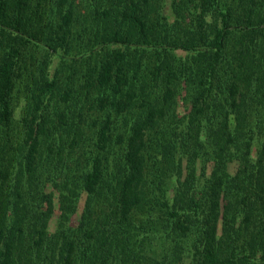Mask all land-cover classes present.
<instances>
[{
    "label": "trees",
    "instance_id": "1",
    "mask_svg": "<svg viewBox=\"0 0 264 264\" xmlns=\"http://www.w3.org/2000/svg\"><path fill=\"white\" fill-rule=\"evenodd\" d=\"M62 1L67 5L61 11V35L57 38L62 47H66L76 0ZM107 1L114 5L110 6L118 14L117 21L126 22L150 44L140 18L139 1ZM120 2H125L124 8L118 4ZM27 3V0H0V36L4 33L11 36L20 31L21 12ZM200 9L203 15L216 12L220 24L214 28L211 37L205 33L200 35L208 59L199 75L202 90L195 98V104L200 108L198 112L202 113V109L205 114L194 120L197 124L193 141L195 147L211 156L209 161L214 166L216 158L219 159L218 173L213 171L210 179L203 184L196 181L193 172L183 179L178 176L170 204L162 188L167 181L165 171L168 173L171 170L167 158L164 173L157 174L151 183H146L150 185L148 187L144 179L145 163L151 159L149 150L153 149V143H146L147 131L162 125L163 121L158 117L163 115V111L147 107V113L137 116L130 132L120 134L116 141L110 139L108 131L101 130L82 163L78 194L85 198L79 224L75 229L61 233H51L45 228L44 213L34 205L30 206L32 194H29L32 181L41 176V166L47 161L46 155L42 158L39 137L45 132L47 113L53 107L56 80L53 77L44 79L32 109V120L24 123L23 132L12 134L17 139V146L11 144V101L15 81L19 77L20 47L10 43L3 45L0 39V264H135L133 254L123 259L122 254L133 250L125 243L129 235L124 222L128 223L132 213L143 211L153 225L155 217L151 215L157 205L168 236L177 234L186 240V249L195 264H264V50L260 49L262 47L257 38L252 41L255 35L264 32V21L240 28L251 36L244 55L252 57L250 64L263 72L261 76H255L257 83L254 86L251 77H242L249 86L241 89L233 80L236 71L221 65L230 33L227 13L221 9L219 0H201ZM116 43L127 42L113 36L102 40L99 45ZM51 50L58 52L54 47ZM184 50L188 48L184 46ZM119 61L120 54L109 57L100 71L88 73V78L93 80L91 86L106 92L104 103L99 101L101 108L113 106L121 86H128L118 66ZM178 74L177 80L181 81L180 75L184 73L179 71ZM147 104L150 106L152 103ZM252 105L258 106L259 113L255 112V119L247 125L246 113ZM241 127L246 129L244 134L240 133ZM185 129H180L177 141L193 163L199 151L187 146L186 137L190 130ZM203 130L208 131L207 148L198 142ZM254 138L259 139L257 148L252 143ZM116 145L121 147L120 157L115 155L113 160L107 159L104 155ZM253 148L257 150L256 160L252 158ZM68 151L71 154L74 148L68 147ZM232 153L238 154L236 159L230 157ZM229 166L236 167L234 176L227 173ZM145 189L148 191L144 192ZM239 192L244 194L239 196ZM59 193L61 197L65 196L61 187ZM224 201V223L219 227V204ZM98 207L101 211L102 208L107 209L103 219L98 218ZM253 215L256 216V227L251 228ZM117 216L119 218L114 220ZM5 218H9L7 227L3 225ZM15 239L18 240L16 243ZM17 243L25 245L24 254L30 256L23 262L16 257Z\"/></svg>",
    "mask_w": 264,
    "mask_h": 264
},
{
    "label": "rangeland",
    "instance_id": "2",
    "mask_svg": "<svg viewBox=\"0 0 264 264\" xmlns=\"http://www.w3.org/2000/svg\"><path fill=\"white\" fill-rule=\"evenodd\" d=\"M118 1L114 0V3ZM138 1L143 29L150 44H147L126 22L117 21L118 14L111 7L114 5L109 4L107 0L74 2L66 47H62L58 40L61 35L59 30L61 11L67 5L62 0H27L18 25L20 31L11 36L5 33L4 36H0L3 45L10 43L20 47L19 77L15 81L11 101L13 107L9 125L11 135L23 132L24 123L32 120V109L44 79L53 77L56 80L53 107L47 113L49 115L46 118L45 132L39 137L40 152L42 158L44 155L47 156V161L42 164L41 176L32 181L29 191V194H32L30 206L34 205V208H39L44 213L45 228L51 233L75 229L79 224L85 198L84 195L78 194L79 181L83 173L82 163L89 148L93 147V143L100 136L101 130L108 131L110 139L114 142L120 134L130 132L131 126L137 121V116L147 113V107L161 108L163 115L158 119L163 123L158 129L147 131L146 143H153V149L149 150L151 159L145 163L147 164L144 172L145 184L151 183L157 174L164 173V161L168 158L171 170L168 173L165 171L167 181L162 188L171 204L178 176L181 175L183 179L193 172L196 181L203 184L210 179L213 171L215 174L218 173L219 159L216 158L217 164L214 166L209 161L212 159L211 156H207L203 149L195 147L193 139L197 124L194 120L205 114L202 109V113L198 112L200 108L195 104V98L202 90L199 75L205 69L208 59V53L203 51L200 35L205 33L211 37L214 28L219 27L220 18L216 12L203 15L200 9L201 0ZM219 2L221 9L227 13L230 27L223 51L224 63L221 65L236 71L233 80L241 89L249 86L248 81H244L248 76L253 79L254 86L257 83L254 81L257 78L255 76H261L263 72L257 71L250 64L249 59L252 57L244 55L251 36L246 35L240 28L264 21V3L262 0ZM118 4L121 8L125 7V2ZM112 35L117 39L123 38L127 43L99 45L102 40L113 37ZM256 38L262 47L259 48L264 50V32L255 35L252 41ZM184 46L188 48L187 51L184 50ZM51 47L58 52L53 53ZM118 54H120L118 66L128 86H121L120 92L115 95L113 106L101 108L98 106L99 101L104 103L106 92L91 86L93 80L88 78V73H97L109 57ZM179 71L184 73V78L180 75L181 81L177 80ZM242 77L244 79H241ZM119 102L123 105H118ZM147 103L152 104L149 106ZM257 110L258 106L253 105L247 109V125L255 119V112L259 113ZM182 127L190 130L186 137L187 146L191 150L199 151L193 163L192 158H189L177 141ZM240 130L242 134L246 131L244 127ZM241 135L239 140L242 139ZM12 137L11 144L17 146V139ZM207 137L208 131L203 130L198 139L205 148L208 146ZM257 140L259 139L252 140L254 148L259 147ZM71 146L74 151L69 154L68 147ZM254 148L252 158L256 160L258 155ZM111 149L104 155L107 159L113 160L112 157L115 155L120 157L119 145ZM183 152L185 155H182ZM235 155L238 154L232 153L230 157L236 159ZM178 163L180 165H177ZM226 171L230 176H234L236 167L229 166ZM60 187L65 191V196H60ZM147 191L145 189L144 192ZM242 194L244 193L239 192L237 195ZM225 204V201L219 204L221 210L219 227L224 223L222 219ZM104 211L107 209L102 208L101 211L98 207L99 219H103ZM151 216L155 217L153 225L146 219L143 211L132 213L128 223L124 222L129 235L125 243L133 250L128 254H122L123 259L133 254L136 258L135 264H195L186 249V240L177 234L168 236V231L164 229V223L161 221L162 212L158 205L154 207ZM117 218L119 216L114 220ZM255 219L256 216L253 215L251 228L256 227ZM3 222L7 227L9 218H5ZM16 239L15 243L18 241ZM20 244H15L16 257L23 262L30 256L24 254L26 246Z\"/></svg>",
    "mask_w": 264,
    "mask_h": 264
}]
</instances>
